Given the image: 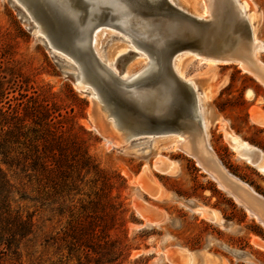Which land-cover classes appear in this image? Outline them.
Returning <instances> with one entry per match:
<instances>
[{
  "label": "rangeland",
  "instance_id": "374dc122",
  "mask_svg": "<svg viewBox=\"0 0 264 264\" xmlns=\"http://www.w3.org/2000/svg\"><path fill=\"white\" fill-rule=\"evenodd\" d=\"M249 1L251 9L258 13L254 21L257 38L264 43V0ZM209 3L211 4L207 7L210 20H217L218 12L227 4L226 0H209ZM251 9L249 8V13ZM228 11L230 21L231 10ZM27 27L19 9L9 0H0V110L6 111L7 102L10 101L12 112L17 110L20 120L28 125L22 131L31 134L29 127L35 131L40 127L34 124L29 113L38 110L40 106V109L45 108L48 115H51L50 119H53L59 132L78 133L86 141L88 154L94 163L112 177L113 196L121 203L122 208L119 212L120 225L110 231L111 247L98 240L91 249L82 247L70 254L67 243L62 241L64 233L70 221L82 217L78 200L85 204L90 200L89 195L95 198L101 187L100 183L97 185L95 182L97 176H87L75 202L71 203L65 198L64 203L62 189L48 187L39 173L27 178L20 170H15L16 174L13 173L12 177L14 189L10 195L12 211L24 220L29 219L33 230L24 239L18 236L16 246L6 252L1 263L187 264L188 259L178 254L179 249L191 252H205L207 249L206 253L223 257L227 264H264V249L255 244L258 242L264 246V227L224 192L193 157L182 151L162 150L164 141H160L150 154L145 155L109 148L104 137L92 128L91 98L75 86L74 76L63 73L61 64L48 47ZM212 31L217 34L215 27ZM224 39L234 42L243 52H249L251 43L245 35L226 32ZM112 42L114 41L107 44L104 53H114L115 47H109ZM189 58L192 62L188 71L189 74L196 75L195 81L200 91L202 88L198 84L199 80L207 81L215 90L223 84L220 90H214L213 99L207 105L227 126L224 130L220 124H215L211 129L210 144L215 156L228 172L264 197V174L245 160L248 158L233 150L226 133L232 131L247 143L264 150V126L252 119L254 109L264 111V85L236 63L221 62L215 69L197 73L199 62L205 63L207 60L195 55H190ZM130 59L126 56L124 63H128ZM258 59L264 64V53ZM4 76L7 80L2 79ZM142 86L141 91L147 92V87L151 88L156 84L153 80H148ZM248 91H253V99L248 97ZM22 94H27L28 97L22 99ZM144 98L148 99V94ZM120 110L127 126L126 133L121 135L127 136L131 143L139 138L150 137L132 135L130 128L152 126L150 122H155L153 117H150L149 122L147 118L138 116L124 106ZM161 118L165 121L170 119L167 113L162 114ZM187 128L194 129L189 124ZM144 141L128 146L136 147ZM21 149L22 147L18 152ZM136 149L142 151V146ZM171 161L179 164L180 171L176 176H168L160 171ZM146 165L150 180L175 194L181 202L158 201L148 193L145 185L140 183ZM134 177L138 178V183L134 182ZM189 202L220 211L224 217L223 226L210 222L181 204ZM188 206L193 207L192 204ZM208 208L205 207L211 211ZM225 219L231 223L226 224ZM235 252L253 258L246 257V260L237 257Z\"/></svg>",
  "mask_w": 264,
  "mask_h": 264
},
{
  "label": "bare ground",
  "instance_id": "6f19581e",
  "mask_svg": "<svg viewBox=\"0 0 264 264\" xmlns=\"http://www.w3.org/2000/svg\"><path fill=\"white\" fill-rule=\"evenodd\" d=\"M9 1L19 9L21 17L27 23V28L31 33L33 32L34 35L39 37L54 58L61 64L64 70H62L63 73L67 74L66 76H74L75 86L83 93H88L87 96L91 98V106L93 104V112L91 110L90 116L96 120V130L104 137L109 148H116L126 153L134 152L137 155H145L150 154L149 152H152L160 141H164L162 150L168 152L182 151L193 157L200 166L210 173L220 188L232 195L236 202L264 227V197L254 191L247 183L228 172L215 156L211 147L212 127L215 124H220L222 129H227L223 119L207 107L213 99L215 88L213 85H209L207 81L199 80L198 84H201L202 88V91H200L195 81L196 75L189 74L188 71L192 62L189 56L195 55L207 60L205 63L199 62L197 73L205 69L206 71L215 69L221 62L236 63L244 71L256 76L264 85V64L258 59L264 53V43L257 38V27H255L254 21L258 13L251 9L252 5L249 0H226L225 7L223 6L220 9L221 11L218 12L219 18L214 21L210 20L208 14L207 5L211 4L209 0H154L170 4L205 25L202 29V41H199L198 45L183 46L167 65L168 71L181 89L189 92L195 98L197 103L196 117L200 121L194 129L187 128L185 124H179L177 130L171 124L178 118L175 113L179 109V103L174 101L171 96L156 91L153 87H147V92L141 91L142 85L149 79L151 65L155 66L159 61L158 56H160L164 47V40L176 36L174 27H167L169 28V36L159 35L157 31H152V38L147 40L152 45L153 49H150L147 48L146 42L142 41L139 36L124 30L117 20L108 13V10L103 11V9H100L96 0ZM249 8L251 13L248 12ZM228 10H231L230 21L228 20ZM214 27L216 28V35L213 33L214 30L212 31ZM92 28L94 29L92 32L93 39H91V47L89 48L87 39ZM226 32L245 35L251 43L249 52H243L240 47L235 46L234 42L224 39V33ZM207 38L208 42L205 44ZM112 40L114 42L109 47H115L114 53H104L103 50ZM81 47H84V49L89 48L87 52L89 56L97 61L100 66V73L91 66L87 60V55L79 51ZM126 56L131 58L128 63H124ZM203 66L204 68H202ZM113 80H117L125 86H133L134 88L128 91L134 94V102L142 113L147 112L144 114L155 119L152 126L135 132L137 133L135 136H150L134 141L135 143L145 140L144 143L138 145L142 146V151L136 149L138 146H128V144L132 145L134 143H131L127 136L121 135L126 133V128L121 126L119 115L104 110L102 104L99 103V96L106 103H109L107 95L111 93L109 84ZM222 87L223 84L215 91L220 90ZM146 94L149 96L148 99L144 98ZM248 97L253 99L254 93L248 91ZM189 110L190 107L185 111L190 115ZM164 113L169 115L170 119L168 121L161 120ZM252 119L257 124L264 126V111L262 112L258 108L254 109ZM117 133L120 138H118ZM226 133L233 150L238 152L240 156H243L241 154L243 149L248 151L256 149L258 151L255 161L248 156L243 157L248 158L245 160L254 164L255 168L264 174V151L250 145L232 131ZM108 139H111L114 143ZM158 155H160L159 152ZM160 171L168 176H176L180 171V167L176 161H171L163 166ZM143 172L140 183L142 182V185H145L144 187L152 197L158 201L178 200L181 202L175 194L166 191L150 180L147 165L143 168ZM125 175L130 178L127 173ZM134 182L138 183V178H135ZM181 204L202 217H207L210 214L212 222L219 226L224 224V219L218 211H208L205 207L197 206L193 202L188 203L192 204L193 207H189L186 203ZM255 244L264 249L261 243L255 242ZM206 250L205 252H191L179 249L178 254L182 258L186 257L188 259L187 264H218L219 262L220 264H227L222 258L206 253ZM235 255L246 260L251 258L245 254L238 255L237 252H235Z\"/></svg>",
  "mask_w": 264,
  "mask_h": 264
},
{
  "label": "trees",
  "instance_id": "16d2710c",
  "mask_svg": "<svg viewBox=\"0 0 264 264\" xmlns=\"http://www.w3.org/2000/svg\"><path fill=\"white\" fill-rule=\"evenodd\" d=\"M2 79L7 80V77ZM21 97L27 98L28 95L22 94ZM7 104L6 111L0 110V264L6 252L16 246L18 236L24 239L33 230L29 219L24 220L12 211L10 195L14 189L12 177L15 170H20L27 178L39 173L48 187L62 189L64 203L66 200L74 203L81 194L86 177L95 174V182L101 187L95 198L88 196L90 200L85 204L78 200L82 217L68 223L62 241L67 243L70 254L82 247L91 249L98 240L111 247L110 231L120 225L122 205L113 196L110 174L94 163L86 141L78 133L57 130L45 108L39 106L38 110L29 113L40 129L35 131L29 127L31 134H28L22 131L28 125L20 120L17 110L12 112L10 101Z\"/></svg>",
  "mask_w": 264,
  "mask_h": 264
},
{
  "label": "water",
  "instance_id": "95a60500",
  "mask_svg": "<svg viewBox=\"0 0 264 264\" xmlns=\"http://www.w3.org/2000/svg\"><path fill=\"white\" fill-rule=\"evenodd\" d=\"M96 2L100 9H103V11L108 10V13L117 20L124 30L136 34L142 41H145L147 48L150 49L153 48L147 40L152 38V31H157L159 35L165 34V36H169L168 29L171 27L175 28L176 36L164 40V47L160 56H158L159 61L155 66L151 65V72L148 80H153L156 84V86H153V89H156V91L158 90L163 95L171 96L174 101L179 103V109L175 113L178 118L173 124H171L174 129L177 130L179 124H185L186 126L189 124L191 127H195L196 124H199L200 121L196 117L197 103L195 98L189 92L181 89L175 78H173L168 71L167 65H169L170 60L183 48V46L198 45L199 41H202V29L205 25L176 9L174 6L164 2H156L154 0H96ZM93 28L88 34L87 45L89 48L91 47V39H93ZM146 28L151 30L148 31ZM207 40L208 38L206 39L205 44H207ZM89 48L84 49V47H81L79 51H82L87 55V60L91 66L100 73V66L97 61L89 56L87 52ZM109 87L111 88V93L107 95L109 103H106L100 96L99 103L102 104L104 110L119 115V122L122 127L127 128L124 124L120 110L123 106L138 116L147 118L149 122L151 121L150 117L142 113L140 108L134 102V94L128 91L129 89L134 88L133 86H125L122 85L121 82L113 80V82L109 84ZM84 94L88 95L87 92ZM189 107L190 115L185 111L186 109H189ZM91 110L93 112V104ZM92 122V128L96 130L97 122L94 119H92ZM150 124L152 125L153 122L151 121ZM140 129L142 128H130V133L135 135L137 134L135 132H138ZM241 154L243 156H248L255 161L254 159L256 154H258V151L256 149L250 151L243 149L241 150Z\"/></svg>",
  "mask_w": 264,
  "mask_h": 264
},
{
  "label": "crops",
  "instance_id": "0c3cea01",
  "mask_svg": "<svg viewBox=\"0 0 264 264\" xmlns=\"http://www.w3.org/2000/svg\"><path fill=\"white\" fill-rule=\"evenodd\" d=\"M253 92V91H252ZM247 142V141H246ZM249 143V142H248ZM250 144V143H249ZM250 145H252V144H250ZM252 146H254V145H252ZM256 147V146H255ZM264 151V150H263ZM251 165V164H250ZM251 187V186H250ZM252 188V187H251ZM253 189V188H252ZM254 190V189H253ZM255 191V190H254ZM224 192H226V191H224ZM227 193V192H226ZM229 194V193H228ZM230 195V194H229ZM233 199H234V201L236 202V200H235V198L232 196V195H230ZM198 203V202H197ZM237 203V202H236ZM238 204V203H237ZM239 205V204H238ZM204 206V205H203ZM239 206H241V205H239ZM204 207H206V208H208L207 206H204ZM242 207V206H241ZM208 209H210V208H208ZM210 210H216V209H210ZM220 212V211H219ZM248 213V212H247ZM220 214H221V216L223 217V215H222V213L220 212ZM249 214V213H248ZM249 216H250V214H249ZM224 218V217H223ZM206 219L207 220H209L210 222H212V220H211V215L210 214H208V216L206 217ZM225 221H226V224L227 223H231V222H229V221H227L226 219H225ZM213 223V222H212ZM233 224V223H232ZM234 225V224H233ZM223 258V257H222ZM224 259V258H223Z\"/></svg>",
  "mask_w": 264,
  "mask_h": 264
}]
</instances>
